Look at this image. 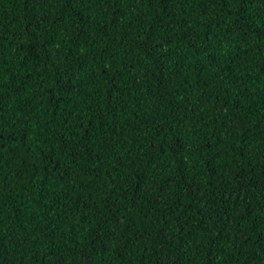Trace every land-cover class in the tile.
<instances>
[{
    "label": "trees",
    "instance_id": "obj_1",
    "mask_svg": "<svg viewBox=\"0 0 264 264\" xmlns=\"http://www.w3.org/2000/svg\"><path fill=\"white\" fill-rule=\"evenodd\" d=\"M0 264H264V0H0Z\"/></svg>",
    "mask_w": 264,
    "mask_h": 264
}]
</instances>
